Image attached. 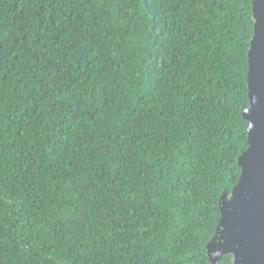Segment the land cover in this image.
Returning <instances> with one entry per match:
<instances>
[{"label": "trees", "instance_id": "1", "mask_svg": "<svg viewBox=\"0 0 264 264\" xmlns=\"http://www.w3.org/2000/svg\"><path fill=\"white\" fill-rule=\"evenodd\" d=\"M253 25L252 0H0V264H206Z\"/></svg>", "mask_w": 264, "mask_h": 264}, {"label": "water", "instance_id": "2", "mask_svg": "<svg viewBox=\"0 0 264 264\" xmlns=\"http://www.w3.org/2000/svg\"><path fill=\"white\" fill-rule=\"evenodd\" d=\"M252 18L253 34L247 54L248 108L254 103L264 106V0H252ZM257 53L260 61L257 59L255 63ZM242 115L248 125L245 110ZM246 131L247 137L249 135V148L252 132L250 130L248 133V128ZM237 164L241 174L230 195L223 193L220 197V221L215 236L204 251L207 256L206 264H218L227 255L234 258L233 264H248L249 250L264 246V158L257 154L250 166L249 175V152L243 153Z\"/></svg>", "mask_w": 264, "mask_h": 264}, {"label": "snow or ice", "instance_id": "3", "mask_svg": "<svg viewBox=\"0 0 264 264\" xmlns=\"http://www.w3.org/2000/svg\"><path fill=\"white\" fill-rule=\"evenodd\" d=\"M259 59V53L256 54L255 57V63ZM256 85V77L254 74V86ZM260 98V93H259ZM253 109L252 111H249V109ZM245 112L248 114V133L251 130L252 132V142H249V148L246 152H249V165H248V175L250 171L251 164L255 161L257 154L264 158V106L261 105V103L252 104L251 107L245 109ZM248 141H249V135H248ZM245 175V172H244Z\"/></svg>", "mask_w": 264, "mask_h": 264}, {"label": "flooded vegetation", "instance_id": "4", "mask_svg": "<svg viewBox=\"0 0 264 264\" xmlns=\"http://www.w3.org/2000/svg\"><path fill=\"white\" fill-rule=\"evenodd\" d=\"M249 255H250V259L248 260V264H264V246L258 247V248L257 247L252 248V250H249ZM226 257L230 258L231 264L234 263V258L231 255H227L223 258H226Z\"/></svg>", "mask_w": 264, "mask_h": 264}]
</instances>
